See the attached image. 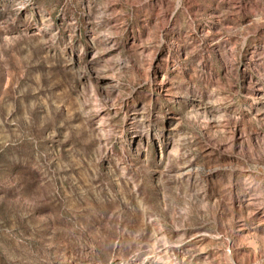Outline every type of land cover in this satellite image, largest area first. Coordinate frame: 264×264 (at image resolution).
<instances>
[{"label":"rangeland","instance_id":"1","mask_svg":"<svg viewBox=\"0 0 264 264\" xmlns=\"http://www.w3.org/2000/svg\"><path fill=\"white\" fill-rule=\"evenodd\" d=\"M0 264H264V0H0Z\"/></svg>","mask_w":264,"mask_h":264},{"label":"bare ground","instance_id":"2","mask_svg":"<svg viewBox=\"0 0 264 264\" xmlns=\"http://www.w3.org/2000/svg\"><path fill=\"white\" fill-rule=\"evenodd\" d=\"M174 143V142H173Z\"/></svg>","mask_w":264,"mask_h":264}]
</instances>
